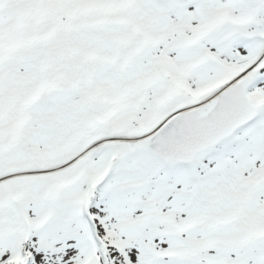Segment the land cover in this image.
I'll return each mask as SVG.
<instances>
[{"label": "snow or ice", "instance_id": "snow-or-ice-1", "mask_svg": "<svg viewBox=\"0 0 264 264\" xmlns=\"http://www.w3.org/2000/svg\"><path fill=\"white\" fill-rule=\"evenodd\" d=\"M0 264H264V0H0Z\"/></svg>", "mask_w": 264, "mask_h": 264}]
</instances>
